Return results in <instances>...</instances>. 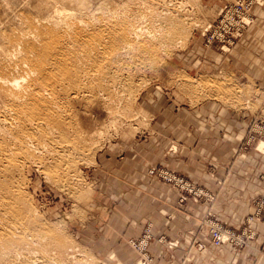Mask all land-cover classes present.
<instances>
[{"label": "rangeland", "instance_id": "374dc122", "mask_svg": "<svg viewBox=\"0 0 264 264\" xmlns=\"http://www.w3.org/2000/svg\"><path fill=\"white\" fill-rule=\"evenodd\" d=\"M53 1L0 0V39ZM66 6L131 16L144 37H158H149L156 50L149 45L150 57L138 55V46L133 59L116 58L129 78L112 72L103 81L109 91L71 101L66 148L53 151L67 149L68 159L34 149V160L47 165L27 160L18 173L38 217L56 226L43 230L49 240L42 238L40 251L47 247L59 264H172L182 246L188 263L207 256L209 244L218 253L214 264L238 258L264 264V0H67ZM68 164L73 168L63 170ZM60 172L76 180L75 189L61 187ZM187 205L203 209L184 245L169 237L172 226L162 216L170 219ZM231 210L239 221L226 220ZM155 243L167 259L154 260Z\"/></svg>", "mask_w": 264, "mask_h": 264}, {"label": "bare ground", "instance_id": "6f19581e", "mask_svg": "<svg viewBox=\"0 0 264 264\" xmlns=\"http://www.w3.org/2000/svg\"><path fill=\"white\" fill-rule=\"evenodd\" d=\"M66 2L67 0H56L45 3L40 7L41 11L38 15L31 20L20 21L14 29L2 33L0 39V98L5 100V103L0 106V264H59L54 259L55 255L54 257L49 255V249L48 254L45 253L47 247H42L43 251L45 249L43 253L38 248L49 240L46 233L48 240H45L44 231H51L54 227L50 226L49 222L48 225L45 224L43 219L38 217L40 214L37 215V211L31 207L30 196L24 190L23 175L22 182L19 180L20 177L18 178V173L22 171L27 160L36 162L41 168L47 165L42 158L40 159L43 161L34 160L32 150L48 149L53 155L55 150L66 148L63 147L67 143L65 129L69 128L74 120L71 101L86 99L91 93L102 95L103 92L109 91L103 85V81L112 72L116 73L119 79L129 78L131 76L129 71H123L121 62H117L116 58L122 55H131V58L137 56L134 50L138 46L140 49L138 55L145 52V55H149L147 53L153 50L149 46L152 44L149 43L151 42L149 37L151 39L158 37L155 36L156 34L153 35L154 32L152 34L149 32L150 35L144 37V33H140L133 25L135 23L132 22L131 16L132 19L129 16L126 18L121 16L117 19V15L116 18H111V16H102L101 13L83 14L80 10H76L77 8L67 7ZM150 17L152 18V13ZM162 18L160 15L159 19ZM165 18L167 19V16ZM162 26L160 31L163 29ZM171 27L170 29L174 30L171 33H177V24ZM164 35L167 34L162 36ZM157 41L159 42L158 39ZM161 41L162 39L160 43ZM152 47L155 50V47ZM64 151H62L63 154L60 153L61 151L58 153L64 156L66 154ZM68 156L70 155L67 154ZM51 160L54 159L51 158ZM62 164L58 165L62 166ZM70 164L65 168L62 167L63 170L67 171ZM64 174L62 175L66 176ZM47 176L48 179L51 178L49 174ZM63 176L61 187L74 188L73 183H76V180L72 182L71 176ZM55 180L57 181L56 178Z\"/></svg>", "mask_w": 264, "mask_h": 264}, {"label": "crops", "instance_id": "0c3cea01", "mask_svg": "<svg viewBox=\"0 0 264 264\" xmlns=\"http://www.w3.org/2000/svg\"><path fill=\"white\" fill-rule=\"evenodd\" d=\"M202 209H203V207L201 208L199 206L187 205L186 211H179L175 214L174 217H172L170 219H165L162 216V224H164V225L169 224L170 226H172V229H169V231H168L169 235H170V236L169 235L168 236L172 237V238L180 239V241H182L184 243V245L189 244L190 238L192 237L191 234L189 233V231L196 229V227L198 225V220H199L200 214H201L200 212L202 211ZM226 218H227L226 220H228L229 223L230 222L235 223L236 220L239 221V219L241 217L236 210H231V211H229V214L226 215ZM182 247H184V246H182ZM182 247H181V249L176 250V252H175L176 253V259L172 260V261H174L172 264H208V261H209V263L212 262V258H214L215 263H217L218 253L209 244H207V252H206L207 256H205L203 258L201 256H199V257H197V259L195 261L183 263L184 251H183ZM152 250L155 254V259H154L155 261L157 258H160L159 260H163L165 258L167 259V255L162 256L164 258L161 259V257H160L161 251H160V247H159V245H157V243H155L152 246ZM227 251H229V253L226 254L225 258L230 259L232 257L233 251H230V250H227ZM234 262H235V260H234ZM236 263L237 264H252L251 262L246 261L242 258H238ZM167 264H170V263H167ZM256 264H262V263L259 261Z\"/></svg>", "mask_w": 264, "mask_h": 264}, {"label": "built area", "instance_id": "2783aa9c", "mask_svg": "<svg viewBox=\"0 0 264 264\" xmlns=\"http://www.w3.org/2000/svg\"><path fill=\"white\" fill-rule=\"evenodd\" d=\"M214 239L219 244L223 243L224 242V235H223V233L222 232H219V231L215 232L214 233Z\"/></svg>", "mask_w": 264, "mask_h": 264}]
</instances>
